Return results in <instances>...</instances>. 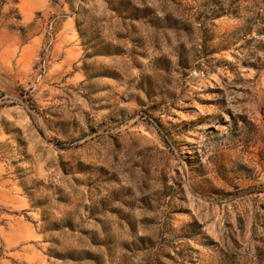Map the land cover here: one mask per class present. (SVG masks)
<instances>
[{
  "label": "rangeland",
  "instance_id": "rangeland-1",
  "mask_svg": "<svg viewBox=\"0 0 264 264\" xmlns=\"http://www.w3.org/2000/svg\"><path fill=\"white\" fill-rule=\"evenodd\" d=\"M0 264H264V0H0Z\"/></svg>",
  "mask_w": 264,
  "mask_h": 264
}]
</instances>
